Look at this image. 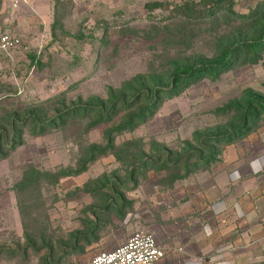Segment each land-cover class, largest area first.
Wrapping results in <instances>:
<instances>
[{
	"label": "rangeland",
	"instance_id": "obj_1",
	"mask_svg": "<svg viewBox=\"0 0 264 264\" xmlns=\"http://www.w3.org/2000/svg\"><path fill=\"white\" fill-rule=\"evenodd\" d=\"M183 1L0 0V31L20 39L14 51L0 52V128L10 132V115L18 112L8 136L15 146L0 148V245L24 248L22 222L32 232L46 226L56 249L52 260L83 264L137 231L155 236L157 218L167 210L164 193L180 189L193 175H207L227 159L248 165L255 174L249 184L264 188V116L249 119L230 142L214 136L237 127L236 106L248 93L264 96V47L255 61L253 54L241 56L217 79L201 80L162 99L153 114L152 109L146 112L130 130L113 129L138 112L142 101L128 108L129 103L119 102L115 115L95 124L90 123L97 111L60 117L72 106L109 104L115 91L144 77L146 83L154 82L174 62L211 57L227 42L247 43L264 24V0H235L233 9L242 17L222 12L208 20L169 18L173 3ZM152 2L163 6L148 10L146 4ZM30 55L41 65L31 62ZM29 109L39 115L36 120L23 119ZM44 120L50 125L41 130ZM202 136L212 137L204 148ZM191 149L204 150L202 163ZM143 160L155 164L139 168ZM82 165L84 170L60 177L56 184L43 178ZM28 168L42 177L37 188L18 192L16 183ZM75 231H91L89 245L84 239L77 243L85 252L60 253L57 241ZM46 255L44 248L26 246L13 257L0 254V264H44Z\"/></svg>",
	"mask_w": 264,
	"mask_h": 264
},
{
	"label": "trees",
	"instance_id": "obj_2",
	"mask_svg": "<svg viewBox=\"0 0 264 264\" xmlns=\"http://www.w3.org/2000/svg\"><path fill=\"white\" fill-rule=\"evenodd\" d=\"M234 2L235 0H184L182 3H173L174 6L170 9L169 18L170 17H182L184 19H198V20H208L211 19L213 16L218 15L222 12H226L228 16L232 17H242L243 15H240L234 11ZM163 6L160 2H152L147 3L146 7L148 10H154L157 7ZM223 14V13H222ZM151 15L148 14L147 18H151ZM168 18V17H167ZM264 47V24H262L259 28V32L257 36L247 42H237V41H231L227 42L226 44L220 46L217 51L211 56V57H204V56H198L192 59L183 60L180 62H174V65L171 66L166 72L159 75L158 78L154 82L146 83L145 77L141 78L140 80H136L134 82V85L128 86L127 90H119L115 91L111 94V97L113 101L111 103H107L106 101L100 102V104L93 106L89 104H80L79 107H69L67 109H64V111L59 112L60 117L67 118L68 116H71L70 113H75L78 110H82L86 113L91 111H97L99 114L97 115V118L95 121H93L90 124H95L97 122H101L104 119H106L107 116H111V114H116V106L119 102H121L123 105L128 104V106H132V102L136 101V103L142 101L144 105L140 107L138 112L131 113L126 119L124 123H119L113 130L119 131L121 129H127L130 130L134 126V122H139L145 117V113L149 112L151 109L150 114L154 113V110L158 103L162 101V99L171 98L174 96H177L181 94L186 88L198 83L201 80L204 79H217L222 73L227 72L230 70L233 65L238 61L239 57L241 56H248V54H253L256 58H253L252 60L255 61L257 58V53L260 49ZM31 62H34L38 65H41L40 59H36L35 55H30ZM143 76V75H142ZM145 106V107H144ZM237 111L240 112L239 116V124L233 131L226 135H220L219 132L216 133L215 138L218 137H226L228 142L232 141L234 136H232L234 133L236 135L242 134L241 131L244 127L243 125L247 123L249 119H258L260 116H264V96L262 94L256 93V92H250L248 93L242 102V105L236 106ZM113 111V112H112ZM18 112L13 113V115H10V132L2 127L0 128V148L1 147H10L13 148L15 145L14 142L8 141V136L10 135L11 131L14 130L15 122L17 120L16 116ZM38 114H36L34 109H29L27 111H23V119H32L36 120L38 118ZM41 124V130L47 126L50 125L49 121H40ZM203 137V138H202ZM199 141V143L203 146H206L208 144V141L211 140V136H202ZM206 142V143H204ZM108 147L114 148L113 146V137L111 134L108 135ZM103 149L99 153H96L95 155L91 156L89 159H94L98 154L101 152L104 153ZM209 150V149H207ZM191 152H196L198 156L197 162L202 163L204 159H201L203 156V151H198V149H191ZM0 156H3V154H0ZM200 157V158H199ZM178 158V157H177ZM207 162H203L205 164L208 163L209 159H205ZM153 162V163H152ZM178 161H173L171 163L163 162V165L161 164V167L167 166V165H174ZM155 164V161H147L143 160L141 161V166L139 168H149ZM195 164V163H192ZM136 165V164H135ZM84 165H82L81 168L77 169L76 171H63L61 173H52L47 175H43V178H48L52 180L53 184H56L58 182V178L64 177L67 175H73L76 174L82 170H84ZM24 176L21 179V182L16 183V190L18 192H27L31 188H37L38 182L41 179L42 175L39 173L37 169L34 168H28L27 171L23 174ZM49 179V180H50ZM32 197V195H30ZM34 196V194H33ZM27 198V196H26ZM29 200V198H28ZM23 217V215H22ZM23 226V235L25 238V245L29 247L35 248V250H38L39 248H44L47 251V255L43 258L42 263L44 264H60L57 260H52V257L55 252V245L51 242L52 239H50V236H47V230L48 227L43 226L39 229H35V231H29L27 230V225L22 222ZM35 228H37L35 226ZM97 225L95 224V228L92 229V234L96 232ZM81 233V232H73L69 234L66 241L58 240V244H56L59 247L60 253H69V254H81L85 252L84 246H79L77 243L80 239L86 240V244L90 240L87 238L89 237V233ZM53 237V234H52ZM22 245L19 243H16L15 246H5L0 245V254L5 253L8 254V256L13 257L16 255V253L20 250H24V248H21Z\"/></svg>",
	"mask_w": 264,
	"mask_h": 264
},
{
	"label": "crops",
	"instance_id": "obj_3",
	"mask_svg": "<svg viewBox=\"0 0 264 264\" xmlns=\"http://www.w3.org/2000/svg\"><path fill=\"white\" fill-rule=\"evenodd\" d=\"M254 175L227 159L165 192L154 227L166 254L157 264H264V188L249 184Z\"/></svg>",
	"mask_w": 264,
	"mask_h": 264
},
{
	"label": "built area",
	"instance_id": "obj_4",
	"mask_svg": "<svg viewBox=\"0 0 264 264\" xmlns=\"http://www.w3.org/2000/svg\"><path fill=\"white\" fill-rule=\"evenodd\" d=\"M17 35L0 31V52L9 53L19 47ZM165 255L153 233L137 231L123 243L94 253L83 264H157Z\"/></svg>",
	"mask_w": 264,
	"mask_h": 264
}]
</instances>
